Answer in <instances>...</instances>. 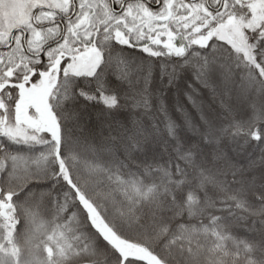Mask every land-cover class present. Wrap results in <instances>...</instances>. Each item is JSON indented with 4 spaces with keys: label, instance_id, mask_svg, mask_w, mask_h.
<instances>
[{
    "label": "snow or ice",
    "instance_id": "snow-or-ice-1",
    "mask_svg": "<svg viewBox=\"0 0 264 264\" xmlns=\"http://www.w3.org/2000/svg\"><path fill=\"white\" fill-rule=\"evenodd\" d=\"M0 264H264V0H0Z\"/></svg>",
    "mask_w": 264,
    "mask_h": 264
}]
</instances>
